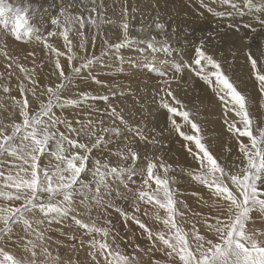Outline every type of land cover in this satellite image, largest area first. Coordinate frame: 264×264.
<instances>
[{"label": "snow or ice", "instance_id": "1", "mask_svg": "<svg viewBox=\"0 0 264 264\" xmlns=\"http://www.w3.org/2000/svg\"><path fill=\"white\" fill-rule=\"evenodd\" d=\"M216 2L227 5L232 4L233 0ZM253 3L254 0H249V6ZM111 6L119 7L122 37L115 43L105 38L104 49L100 56H96L87 54L89 40L94 48L101 26L115 23L106 17L105 0H67L66 4L60 0L58 15L50 20L54 30L49 31L46 37H42L41 26L34 24L29 15L34 5L28 4L27 0L24 6L0 0V30L3 31V35H0V56L6 61V72H0V80L5 75L10 79L14 75L13 69L24 74L23 80L17 84L20 98L11 95L12 90L7 83L0 84V91L4 94L0 96V201L3 202L0 203V264H59L60 257L50 251L47 244L50 237H46L45 232L50 230L52 224H63L68 219L85 229L86 234L101 235L100 240L93 238L89 241L88 255L92 264H141L137 251L143 252L145 258L159 251L167 257L165 264H264V228L255 226L257 221L264 224V122L253 119L248 97L207 50L204 40L195 47L192 62L174 63V70L182 75L188 69L212 87L224 106V123L228 131L238 139L247 138V143H239V150L244 157L240 171L234 173L225 169L211 151L194 113L171 87L173 81L179 83L176 76L161 81L165 87L161 89L164 97L159 107L169 113L171 126L183 140L194 144L195 151L191 147L188 151L198 161L199 168L188 174L205 186L215 198L209 207L215 211L219 205L216 215L193 212L194 216L202 217L212 238L201 234L196 224L192 225L189 232L178 223L177 216H183L184 213L177 207L176 193L172 188L175 180L168 176L172 165L166 164L162 156L142 157L141 149L135 143L136 139L141 144L151 145H157L160 141L145 135L142 127L130 125L122 110L117 111L111 105L107 112L111 118L108 126H104L102 119H70L62 114L64 109L80 107L87 100H109L107 95L95 96L88 92L78 93V99L65 97L63 93L73 84L74 77L94 64L101 63L103 57L115 52L124 62L119 52L131 46L135 39L130 35V20L135 19L133 14L139 9L135 5L129 7V0H112ZM153 7L157 5L154 3ZM208 11L212 12L213 9L208 7ZM154 27L161 32L167 27L160 20L159 13L154 19ZM86 28H95L96 35L88 37ZM137 31L144 32L145 29L141 27ZM6 36L24 42H31L35 38L42 43L54 57L60 82L54 87L41 86L35 78V68L24 67L19 63V57L9 54ZM57 36L63 38L66 51L49 43L48 37ZM74 39L78 40V44L74 45ZM74 47L79 52L74 51ZM147 50L167 52L168 41L165 39L158 48L156 37L152 36L147 42ZM29 55L34 56L35 53ZM246 55L258 82V91L264 97V67H260L264 65V49L256 55L251 51ZM61 57L66 58L71 68L68 74L64 71ZM77 60L78 66L73 63ZM128 62L132 63L131 60ZM153 70L161 77L167 75L166 71L155 67ZM91 79L96 84H105L94 76ZM29 95L32 100L38 101L37 108H32ZM55 109H59L61 115H57ZM229 113L238 119L230 121L227 119ZM175 117L182 118L185 125L190 126L192 134L182 131ZM125 131L133 134L132 140L124 136ZM112 144L118 146L109 148ZM94 151H106L109 156L117 157V162L111 163L107 157L93 158ZM141 159L146 161V167H140L138 162ZM87 174H91V181L82 178ZM138 176L140 185L133 190L130 185L136 183L135 178ZM121 186L134 195V213L117 210L125 218L126 224L132 221L146 234L151 242L147 251L135 245L134 251L127 253L116 243L119 233L111 236L109 242V229L97 228L79 218L81 212L77 205L88 213L94 205L104 207L105 198L113 192L117 197L122 195ZM140 203L151 206L156 219L163 223L166 231L153 232L135 215L141 211ZM149 210L146 207L142 214L147 215ZM160 210L165 213L163 217L160 216ZM45 223L49 228L42 230L41 226ZM70 238L75 240L74 236ZM13 246L21 248L25 254L18 256L10 250ZM151 264L162 262L153 258Z\"/></svg>", "mask_w": 264, "mask_h": 264}, {"label": "rangeland", "instance_id": "2", "mask_svg": "<svg viewBox=\"0 0 264 264\" xmlns=\"http://www.w3.org/2000/svg\"><path fill=\"white\" fill-rule=\"evenodd\" d=\"M164 1L168 2L170 7H172L173 9H176L179 12V14L181 15L180 18L182 19L180 20L178 17L180 23L176 25L174 23L175 21L173 22L170 20L168 24L165 23L167 27L165 31L161 33L157 29H156L157 31H155L154 25L152 26V24H150L151 27H149L148 24H145L143 22L144 20L143 21L139 20L136 23H131L130 24V34H132V37L135 38L133 41H137V42H133L132 45L134 43L135 45H133V47L132 45L129 46L128 49L130 48L129 52L135 51L134 53L135 58L132 59L131 55H128L127 53L128 50L127 51L125 50L126 52H122V50H120L119 53L125 55V56L123 55L124 59L127 57V59L124 60V63H122L121 60L118 59L119 65H114L113 63L117 62V58L116 59L114 58V60H112L111 62L103 65L106 68L104 67V68H99L98 70L96 69L94 72H91L90 75L89 74L86 75V77L89 76L87 78L84 76L83 77L77 76L75 77V80L84 79L82 80V82L87 85V88L84 89L85 91L79 90L80 91V92L78 91L79 93L88 92L91 95H94L95 91L97 90L98 93H96L95 96H103V95L109 96L107 92L105 91L109 92L110 90L109 94L110 95L112 94L113 96H115L113 97L114 101H115V98H118L119 96L118 94L120 92L124 90V93L123 92L122 93L123 94L126 93L124 89L125 85L126 86H130L132 84L139 85V82L141 81L140 82L142 84L141 90L142 92H144L141 95H143V97L146 98L147 104L151 105L150 109L152 111L146 107L144 108V111L146 112H143L144 113V114L142 113L143 115H141L140 113H137L138 114L137 115L133 107L134 105L131 104L129 100H126L125 98H121V97H119L121 101L120 100L115 101V104L117 106L116 109L117 111H120L122 109L123 115L125 119L129 122V124L133 122L134 123L132 124L133 126H140L143 128L145 135H147L150 138L155 137L156 140L160 141V143L157 145L141 144L140 142H138V144L136 143V145L137 147L141 149L142 157L145 155L149 156L150 158H154L156 156H162L166 164L172 165L171 170L168 172V176L174 178L175 180V183L172 185V188L176 193V199L178 201L177 207L180 210V212L184 213L183 216H177L178 223L185 230L189 232H191L192 225L196 224L201 234H204L208 236L209 238H212L211 234L207 231L203 223L202 217L194 216L193 212H200L203 215H216L217 212L219 211V205H217V208L215 211L211 207H209L210 205L213 204V201L215 198L210 195L209 190L205 186L199 184L197 181H195L192 178L191 175L188 174L189 172L193 170H198L199 168L198 161L195 160L192 154L188 151V148L190 146L187 144L186 141L184 144L183 138L180 135H178L179 133L176 134L178 136V139H177L176 136L173 134L174 130L167 128V127L163 128L160 124H158L157 121H155L157 119L155 118L153 112L156 111L155 109L157 108L156 105L160 104L158 99L161 100L160 98L164 97V92H162L161 89H163L165 85L161 82L162 80L171 79L173 76H176L179 79V83H176L175 81H173L171 84L172 89L175 90V89L180 88L179 85L177 86V88H173L175 84H180V83L184 84L187 81V79L188 81L192 79L191 78L192 75L190 76V74H188L189 72H191L189 70L187 71L185 69L182 75L179 73H176L174 70V63H181V64L189 63L190 64L192 60L194 59L195 47L199 45L201 40L205 41L208 51L210 52L215 51L213 52V55H216L217 50H220L221 54H224V51L226 48L231 49L232 52L235 51L233 54L234 55L237 54L236 56H237L238 61H240L239 59L240 54L238 53L239 48L236 43L237 40L234 39L235 32L239 35L241 34L238 39L239 41L241 40L242 34H244L243 36H245L244 40L250 44L253 39H259V40L264 41V16L260 17V12H264V2H263L264 0H262V3L258 1V3L263 4L262 6L260 4H256V5L252 4V6H249V2H247L248 3L247 4L245 0H233L232 4H227V5L222 4V3H219L220 4L219 5L217 4L218 2H212V0H164ZM9 2L13 4L18 3L21 6L25 5V0H9ZM108 2L109 0H105L106 7L109 5ZM242 2H244L245 4H242ZM27 3L35 6L30 11L29 15L32 17V22L34 24L41 26V31L44 32L43 36L46 37L49 31L54 30V26L51 25L50 21L46 19L44 16L47 14L50 16V18L54 17V16H51V14L54 15L55 10L59 8L60 0H27ZM54 4H55V7H53ZM233 4L235 5V7H233ZM178 6H181V8H178ZM188 6L190 7V9ZM208 7H211L213 11L209 12ZM246 7H248V9ZM107 8L108 9L106 12V17L111 18L113 21H115V23L103 24L101 26L102 30L100 34L97 36L95 47L94 48L92 47V49L90 50V52L94 53L96 56H98L99 53H101V51L104 49V44H103L104 39L103 38H108L110 42L112 41V43H115L122 36V34H119L121 31L119 32L117 30L121 20L113 19L114 16H111L113 11L117 10L118 6L110 7V8L107 7ZM261 8H262V11H261ZM109 11L110 13H108ZM247 15L250 18H248ZM244 22L245 23L248 22V23L245 24ZM179 25L181 26L182 31L184 32V35L186 36V39L189 40L187 46L181 43L183 46L179 44L177 45V48H176L170 42H168L169 43L168 46L170 48H169V51L167 52L163 50H158L156 52L147 50L146 43L152 36L156 37V35H158V37L156 38V42H157V47L160 48V46L163 44V42L161 41L165 39V36L167 35V33L171 34V32H173V28H175L176 30V28H178ZM242 25H245V28L243 26L244 29L241 27ZM141 27L145 29L144 32L137 31V29ZM261 28H263V30ZM223 29H224V32H223ZM152 30L155 31V34H153ZM170 30L171 32H169ZM228 30H230V32ZM257 30L260 32H258ZM166 31L167 33L164 34ZM85 33L88 37H91L92 35H96V29L86 28ZM250 33L252 34V36ZM162 34H164L165 36ZM0 35H3L2 30H0ZM113 38L116 39L114 42H113ZM5 39L7 42L9 54L12 56L19 57V63L22 64L24 67L28 69L35 68V78L38 80L39 71L44 70L46 66L47 58H49L47 56L51 55L49 54L48 50L45 49L43 47V44L38 42L35 38H33L31 42L15 41V39L12 38L11 36H6ZM48 41L49 43H52L60 50L66 51V49L64 48V41L62 37H58V36L48 37ZM139 41H144V43H142V49L139 45L140 43ZM172 41H175V40H172ZM214 42H217V45H214ZM89 43H91L90 40H89ZM75 44H78L77 39H74V45ZM122 49H125V48H122ZM140 49L145 50V51H141ZM74 51L79 52L78 48H75V47H74ZM181 51H183V53ZM29 53H35V55L32 56V55H29ZM79 54L83 55L84 53H79ZM109 55H107L106 57H108ZM128 56L130 57L128 58ZM61 58H63L62 61H65L66 59L65 57H61ZM129 60L131 61L133 60L132 63H129L128 62ZM232 60L234 61L235 58H233ZM75 62L78 63L79 65L78 60L74 61L73 63ZM5 64H6L5 58L3 56H0V72H6L5 67H4ZM95 66H98V64H96ZM153 67L161 71H166L167 75L164 77H161L160 75H158L157 71L153 70ZM239 67H243V66L239 64ZM123 69L125 70L124 75L122 72ZM100 70H104V72L101 71L102 75L106 76L107 73L110 74L107 76L109 78L105 79L107 77L103 78L102 76H100L101 75L99 73ZM13 71H14V75L10 79L7 77V75H5L4 79L0 80V84L7 83V85L12 90L11 95L16 96L17 98H20L17 84L19 83V80H23L24 74L20 73L18 69H13ZM130 71L132 72V74H128L130 73ZM109 72H111L112 75L114 74L115 76L111 77V73ZM115 72L118 73L119 76H117ZM191 74L195 75L193 72H191ZM183 75H185L184 78H183ZM92 76H94L98 80L105 82V84L99 85V84L94 83L93 80L91 79ZM101 77L102 79H100ZM196 78H197L196 80H198L199 82L202 81L199 77L196 76ZM86 79H91L92 82H88L86 81ZM110 82H112L113 84L111 85ZM25 83H27V81H25ZM47 83L49 84V86H53V87L57 84L54 82L53 84L50 85V81ZM201 83L203 84L205 82H201ZM143 84H146V85H143ZM205 86H204L205 88L209 87L206 84ZM121 87H122V90H118V88H121ZM208 91H210V93L212 92V94L214 93L212 89H209ZM182 92H186V97H195L194 94H197L196 95L197 99L202 98L201 96H199V94L200 95L204 94L203 91H196V90L188 91L187 89H182ZM175 94L181 100V98L176 92ZM3 95L4 94L2 93V91H0V96H3ZM63 95L65 97H70L72 99L79 98V97H74V93L70 94L66 92V95H65V92H64ZM210 96L212 97V95ZM213 96L217 98V95H215V93L213 94ZM100 101H103V100L96 99V100L84 101L82 106L80 107H77L74 109L66 108L67 111L63 110L64 111L63 115L70 119H87V118H91L93 120L102 119L105 123L110 124L111 118L110 117L108 118L106 115H107V112L110 111L109 105L114 107L112 103L113 100L106 107L98 105L97 103H101ZM136 102H137L138 107H142L144 105L142 103H139L142 101L138 98ZM5 103H8V101H5ZM189 104L192 106H190ZM122 105L124 106V108L121 107ZM186 106L188 108L191 107L192 110L196 113L197 117L199 116L200 113L198 112L199 108L197 106H194L193 103H188L186 104ZM32 108L34 107L32 106ZM200 109L206 110V111L209 110L208 108L206 109L203 108L202 105H200ZM131 114L132 116H130ZM3 115L6 116L7 114L3 113ZM57 115H60V113H58ZM221 116L223 117L222 119L225 118L224 115H221ZM175 118L177 122L179 121L181 123L183 121V119L180 117H175ZM218 118L220 119L219 115L214 114L213 119L216 120V126H213V124L210 122L204 121L203 125H200L203 131L202 134L204 137H205V134H209L210 136H217L221 140L222 144H226L227 138L224 137L222 134H218V133L224 130H228V128L225 125V123H223V127H220V124H217L219 121ZM144 119H146L147 121H145ZM233 119H238V118L234 117ZM117 124H119V121H117ZM184 124L182 125L183 127H186V126L190 127L189 125L184 126ZM184 130L186 131L185 128ZM189 130L192 133L191 128H189ZM180 139L183 142V144L181 143ZM176 143H178L177 146H176ZM230 147L231 148L227 147L231 149L230 151L229 150L228 151H224V150L214 151L212 149L211 151L217 157L221 165L225 167V169L233 172V168H234V173H238L239 167L242 165H239L237 163V160L239 158L241 159L243 154L240 152L237 145L233 144ZM107 153L108 152L101 153V152L94 151L93 158L103 159L107 156L111 163L112 161L116 163L117 160L115 158L117 157L113 158L114 156H109V154ZM182 153L185 156L186 161L183 160L185 164L183 161H180L179 163H176V164L173 163L172 157L178 156L179 154H182ZM138 163L141 168L146 167L145 160L141 159ZM90 167H91V161H90ZM161 175H163L162 170H161ZM83 176L82 177L85 181L92 180L91 174H87ZM135 179H136V183L133 185H130V187L133 188V190L139 187L140 182H141L139 176L136 177ZM153 187H155L154 184H153ZM120 192L122 194L120 197H117L115 192H113L110 197H106L105 198L106 204L104 207H99V206L94 205L90 213L85 212L82 206L77 205V207L80 209V212H81V215L79 216V218L82 219L84 223H88L90 225L94 224L97 228L109 229L110 231L109 242H111V236L116 235V233H119V235L116 236V243L120 245L121 250H124L127 253H132L134 251L135 245H139L142 249L147 251V249L151 247V242L146 238V234L142 233V230H140L139 227L134 222L128 221L126 224L125 218L121 215L120 211L117 210V209H121L124 212H127L129 214L134 213V208H133L134 195L133 193L126 191L122 186L120 187ZM192 193H197L198 195L194 196L192 195ZM201 198L203 199L201 200ZM180 201H183V203H179ZM205 202L207 203L205 204ZM107 204H111L112 206L108 207ZM185 205H187V207H185ZM139 206H140L141 211L135 213V215L139 219H141L142 222L147 224L148 227L152 229L153 232H157L161 230L166 231L163 223L156 219L154 210L151 209V206H146L143 203H140ZM146 207H148L150 210L148 211L147 215H143L142 213L144 212ZM164 215H165L164 211L160 210V216L163 217ZM37 217L39 218L38 213H37ZM255 226L257 228H264V224L260 223L259 221H257ZM48 228L49 226L46 223L41 226L42 230L48 229ZM45 235L46 237H50V239L47 240V244L52 254L53 255L58 254L60 257L59 264H68V262H70V264H92L91 258L88 255L90 251L89 246H88L89 241H91L93 238H95L96 240L101 239L100 234H86V230L75 225V223L71 219L66 220L63 224H55V223L52 224L50 226V230L45 232ZM72 236L75 237V240L70 238ZM81 242H83V246H81ZM157 243L159 246V242ZM10 250L16 253L18 256H22L25 254L21 248H17L14 246ZM136 255L140 258L141 264H151V260L153 258L161 261L162 264H165V262L167 261V257H165L159 251H155L154 253L150 254L148 258H145L143 252L137 251ZM41 259H43V257H41Z\"/></svg>", "mask_w": 264, "mask_h": 264}, {"label": "bare ground", "instance_id": "3", "mask_svg": "<svg viewBox=\"0 0 264 264\" xmlns=\"http://www.w3.org/2000/svg\"><path fill=\"white\" fill-rule=\"evenodd\" d=\"M246 1V3L247 2H249V1H247V0H245ZM244 1V2H245ZM258 1H260L261 3H262V0H254V3L253 4H260L261 6L263 5V4H261V3H258ZM192 2V1H191ZM207 2V1H206ZM212 2H216V0H212ZM244 2H242V4H245ZM264 2V1H263ZM64 3L66 4L67 3V0L66 1H64ZM156 4L157 5V7H153V4ZM108 6L107 7H115V6H111L112 5V0H109V2H108ZM217 4H219V3H217ZM242 4H240V5H242ZM248 4V3H247ZM59 5V4H58ZM132 5H135L138 9H139V11L137 12V13H135V14H133L134 16H135V19H131L130 20V24L131 23H136L137 21H143L145 24H148V25H150V24H152V26L154 25V19H155V17L157 16V13H159V17H160V19H162L161 21L162 22H164V23H166V24H168V22L171 20V21H175L174 23L177 25L178 23H180V21H179V19L180 20H182L180 17H181V15L179 14V12L176 10V9H173L172 7H170V5H169V3L168 2H165L164 0H129V7H131ZM211 5V4H210ZM220 5V4H219ZM212 6V5H211ZM106 7V8H107ZM189 7V6H188ZM219 7V6H218ZM240 7V6H239ZM119 8V7H118ZM118 8H117V10H115V11H113V13L111 14V16H114L113 17V19H118V20H121V17H120V15H119V10H118ZM178 8H181V6H178ZM247 9H248V7H246ZM245 8V9H246ZM108 9V8H107ZM116 9V8H115ZM189 9H190V7H189ZM217 9V8H216ZM259 9V8H258ZM242 10V9H241ZM254 10H256V9H254ZM261 11H262V8H261ZM260 12V11H259ZM53 13V12H52ZM108 13H110V11L108 12ZM246 13V12H245ZM55 15H58V9H56L55 10V12H54V15L53 14H51V16H55ZM147 16V17H146ZM264 16V12H260V17H263ZM46 19H48L49 21L51 20V18H50V16L49 15H45L44 16ZM143 17V18H142ZM178 17H179V19H178ZM247 17L248 18H250L248 15H247ZM246 17V18H247ZM146 18V19H145ZM245 20V19H244ZM248 20V19H247ZM250 21V20H249ZM252 21H254V20H252ZM246 22V21H245ZM244 22V23H245ZM248 23V22H247ZM247 23H245V24H247ZM262 23V22H261ZM119 24V23H118ZM174 24V25H175ZM250 24V23H249ZM115 26H116V24H115ZM243 26H244V28H245V25H242L241 27L243 28ZM261 26V25H260ZM177 27V26H176ZM241 28V29H242ZM243 28V29H244ZM251 28V27H250ZM258 28V27H257ZM120 28L118 27V31L120 32L121 31V29L119 30ZM230 29V28H229ZM247 29V28H246ZM260 29V28H259ZM258 29V30H259ZM262 30H263V28H261ZM257 30V31H258ZM155 31H157L156 29H155ZM155 31L154 30H152V32H153V34H155ZM229 32H230V30H228ZM232 31V30H231ZM160 33H161V31H159ZM164 32V31H163ZM169 32H171V30L169 31ZM223 32H224V29H223ZM225 32H226V30H225ZM243 32V31H242ZM258 32H260V31H258ZM167 33V31L164 33V34H166ZM43 34H44V32H42L41 31V35H42V37H44L43 36ZM119 34H122V31L119 33ZM118 34V35H119ZM164 34H162V35H164ZM231 34V33H230ZM235 34V36H234V39H236L237 41H236V43H237V46H238V53L240 54L239 56H240V61H238V59H237V54L236 55H234L233 53L235 52V51H233L232 52V50L231 49H228V48H226L225 49V51H224V54H221V51L220 50H217V53H216V55H214V57L221 63V65H222V67H223V70L226 72V74H228L229 76H230V78L232 79V81L238 86V89L246 96V97H248V104H249V109H250V112H251V114H252V116H253V119L254 120H259V121H262V122H264V97H262L261 96V94L259 93V91H258V82L255 80V78H254V76H253V73H252V69H251V66H250V62L248 61V59H247V55H246V53H248L249 51H251L254 55H256V54H258V51L259 50H261V49H264V41L263 40H259V39H253L252 40V42H251V44L250 43H247L245 40H244V37L245 36H243L244 34H242V37H241V40L239 41L238 39H239V36L241 35H239V34H237L236 32L234 33ZM251 34V33H250ZM262 34V33H261ZM131 36H132V34H130ZM246 35V34H245ZM165 36V35H164ZM233 36V35H232ZM251 36H252V34H251ZM122 37V36H121ZM158 37V35H156V38ZM185 37V38H184ZM188 37V36H187ZM247 37V36H246ZM184 38V39H183ZM103 39H105V38H103ZM141 39V38H140ZM165 39H167V41L168 42H170L173 46H175L176 48H177V45H182L181 43H183V44H185L186 46L188 45V42H189V40H187L186 39V36L184 35V32L182 31V28H181V26L179 25L178 26V28H176V30H175V33H173V32H171V34L170 33H167V35L165 36ZM165 39L164 40H162L161 42H164L165 41ZM116 39H114L113 38V42L115 41ZM172 40H175V41H172ZM231 41V40H230ZM112 42V41H111ZM133 42H137V41H133ZM238 42H239V44H238ZM250 42V41H249ZM187 43V44H186ZM138 44V43H137ZM147 44V43H146ZM169 44V43H168ZM171 44H170V46H171ZM133 45H135V43L133 44ZM133 45H132V47H133ZM139 45H140V47H141V49H142V43H139ZM159 45V44H158ZM184 45V46H185ZM214 45H217V42H214ZM160 46V45H159ZM172 46V47H173ZM183 46V45H182ZM257 46V47H256ZM170 48V47H169ZM175 48V49H176ZM92 49V45H91V43H89L88 44V55H92V54H94V53H92V52H90V50ZM130 49V48H129ZM128 49V47L126 48L125 47V49H121L122 50V52H126L127 50V53H128V55H131V58L132 59H134L135 58V55H134V53H135V51L134 52H129L130 50ZM140 49V50H141ZM124 50V51H123ZM126 50V51H125ZM172 52V51H171ZM182 53H183V51H181ZM186 52V51H185ZM210 52V51H209ZM213 52H215V51H212V52H210L211 54H213ZM149 53V52H148ZM179 53V52H178ZM126 54V53H125ZM155 54V53H154ZM175 54V53H174ZM119 55L120 56H123L124 54H121V53H119ZM161 55V54H160ZM163 55V54H162ZM186 55V54H185ZM98 56H100V53H99V55ZM125 56V55H124ZM47 57H49V58H47V62H46V66H45V68H44V70L42 71H39V81L41 82H39L40 83V85L41 86H49V84L47 83V82H49L50 81V85L51 84H53L54 82L55 83H59V80H60V78H59V75H58V70H56L55 69V66H54V57L52 56V55H48ZM130 56H128V58H129ZM114 58L116 59L117 58V62H114L113 64L114 65H119V58H118V56L115 54V53H113V54H110L108 57H104L103 59H102V61H101V63H97L98 64V66H95L96 64H94V66H92L90 69H85V70H83L82 71V73L79 75L80 77H86V75H90V73L91 72H94L96 69L98 70L99 68H104L105 66H103L104 64H107V63H109V62H111L112 60H114ZM233 58H235V60L233 61L232 59ZM119 59V60H118ZM127 59V57L124 59V60H126ZM166 59V58H165ZM164 59V60H165ZM237 59V60H236ZM63 60V58H61V63L63 64V66H64V71L66 72V74H68V73H70L71 72V68L68 66V63H67V60L65 59V61H62ZM133 61V60H132ZM141 61V60H140ZM160 61V60H159ZM167 61V60H166ZM103 62V63H102ZM137 62V61H136ZM122 63H124V62H122ZM134 63V62H133ZM142 63V62H141ZM140 64V63H139ZM239 64H241L243 67H239ZM74 65H78V63H74ZM109 65V64H108ZM146 67V66H145ZM260 67H264V65H260ZM106 68V67H105ZM118 68V67H117ZM133 68V67H132ZM131 68V69H132ZM108 69V68H107ZM110 69V68H109ZM130 69V68H129ZM128 70V69H127ZM133 70V69H132ZM187 71H188V69H186ZM101 71H103L104 72V70H100V74H101ZM107 71V70H106ZM110 71V70H109ZM118 71V70H117ZM124 69H123V75H124ZM129 71V70H128ZM134 71V70H133ZM112 72V71H111ZM111 72H109V73H111ZM119 72V71H118ZM122 72H121V74H122ZM120 73V72H119ZM134 73H136V72H134ZM115 74L117 75V76H119L118 75V73H116L115 72ZM127 74V73H126ZM128 74H132V72L130 71V73H128ZM138 74V73H137ZM188 74H190V76H191V80L190 81H188V79H187V81L184 83V84H182V83H180V84H175L174 86H173V88H177V86L179 85L180 86V88L179 89H175L174 91L179 95V97L181 98V100L183 101V103L185 104H188V103H193L194 104V106H197L198 108H199V116L197 117V115H196V113L192 110V108L191 107H187L188 109H190L191 110V112L192 113H194V118L197 120V122H199L200 123V125H203V122L204 121H207V122H210V123H212L213 124V126H216V120H214L213 119V116H214V114H216V115H219V117H220V119L218 118V123L217 124H220V127H223V123H224V121H225V119H226V117L224 118V119H222L223 117L221 116V115H224V106L222 105V103L220 102V100H218V97L217 98H215L214 96H213V94H212V92L210 93V91H208L209 89H212V87H210L208 84H206V83H201V82H204V81H201V82H199L198 80H196L197 78H196V75H193V74H191V72H189ZM108 75H110V74H108L107 73V75L105 76V75H100V76H102L103 78L104 77H107ZM122 75V76H123ZM99 76V77H100ZM112 76H115L114 74L112 75V73H111V77ZM184 76L185 75H183V78H184ZM87 77H89V76H87ZM86 77V78H87ZM102 77L100 78V79H102ZM110 77V78H111ZM128 77H129V75H128ZM187 77V76H186ZM185 77V78H186ZM109 77H107V78H105V79H108ZM82 80H84V79H81V80H75V77H74V80H73V83H74V85L72 84V85H70L64 92H65V95H66V92L67 93H70V94H72V93H74V97H78L77 96V94L80 92V91H85L84 89L85 88H87V85L86 84H84L83 82H82ZM86 81H88V82H92V80L91 79H86ZM141 82V81H140ZM139 82V85H136V84H132V85H130V86H124V89H125V94H127V95H125V94H123L124 93V90L122 91V92H120L121 93V95H120V93L118 94L119 96H118V98H115V101H118V100H120L121 101V99L119 98V97H121V98H125L126 100H129L130 102H131V104H133L134 106V109H135V113L137 114V113H140L141 115H143L144 113L143 112H146V111H144V108H148V109H150L151 108V105L149 104H147V100H146V98H144L143 97V95H141L142 93H144V92H142V90H141V86H142V84ZM110 84L112 85L113 83L112 82H110ZM141 84V85H140ZM205 84L207 85V86H209L208 88H205L206 86H205ZM143 85H146V84H143ZM205 86V87H204ZM123 87V86H122ZM122 87L121 88H118V90H122ZM162 87V86H161ZM74 88H76V89H74ZM107 88V87H106ZM182 89H187L188 91H192V90H196V91H203L204 92V94H202V95H200L199 94V96H201L200 98L201 99H197V94H194V96L195 97H186V92H182ZM80 90V91H79ZM107 90H109V89H107ZM79 91V92H78ZM160 91V90H159ZM105 92H107V94L109 95L108 97H109V99L110 100H108V101H100L101 103H97L98 105H101V106H107L108 104H110L111 103V101L113 100V105H114V107L116 108L117 106H116V104H115V101H114V99H113V97H115V96H113L112 94L110 95L109 93H110V90H109V92L108 91H105ZM96 93H98V91L96 90L95 91V94ZM114 93V92H113ZM94 94V95H95ZM153 94V93H152ZM116 95V94H115ZM151 95V94H150ZM210 95H212V97L210 96ZM216 95V94H215ZM152 96V95H151ZM198 96V97H199ZM46 98V97H45ZM137 98L138 99H140L142 102H139V103H142V104H144L142 107H138V105H137ZM163 98V97H162ZM29 99H30V101H31V106H33L34 107V109L35 108H37L39 105H38V102L37 101H35V100H32V98H31V96H29ZM161 99V98H160ZM158 101L160 102V100L158 99ZM157 101V102H158ZM98 102V101H97ZM141 104V105H142ZM185 104V105H186ZM190 105V104H189ZM200 105H202V107L203 108H208L209 110H202V109H200ZM81 106H82V104H81ZM190 106H192V105H190ZM85 107V106H84ZM122 108H124V106L122 105L121 106ZM154 107V106H153ZM156 107L157 108H155L156 109V111L155 110H153V111H155V112H153V114H154V116H155V118L157 119V120H155V121H157V123L158 124H160L163 128L164 127H167V128H170V129H172V130H174V128H172V126H171V122L168 120V116H169V113H167V111L166 110H164V109H161L160 107H159V105H156ZM74 109V108H73ZM154 109V108H153ZM64 110H66L67 111V109H64ZM69 110V109H68ZM106 110V109H105ZM104 110V111H105ZM122 110V109H121ZM120 110V111H121ZM151 110V109H150ZM55 111H56V113L58 114V113H60V115H61V111L59 110V109H55ZM148 111V110H147ZM152 111V110H151ZM94 112H96V111H94ZM107 112V111H106ZM63 113H64V111H63ZM62 113V114H63ZM143 113V114H142ZM92 114V113H91ZM122 114H123V112H122ZM152 114V113H151ZM88 115V114H87ZM138 115V114H137ZM83 116V115H82ZM108 118H109V116L108 115H106ZM130 116H132V114L130 115ZM228 116H230V117H227V119H229L230 121L234 118V115L232 114V113H229V115ZM84 118V117H83ZM143 118H144V116H143ZM149 118V117H148ZM151 118V117H150ZM134 119V118H133ZM147 119V118H146ZM146 119H144L145 121H147ZM176 119V118H175ZM153 120V119H152ZM181 120V119H180ZM144 121V122H145ZM179 122V121H178ZM182 122H184V121H182ZM180 123L179 122V124H181V128H182V131H184L186 134H192L191 132H190V130H189V128L190 127H183L182 125L184 124V123ZM222 123V124H221ZM132 124H134L133 122L132 123H130V125H132ZM109 125V123H105L104 122V126H108ZM226 125V124H225ZM184 126H185V124H184ZM120 127L121 128H123V125L121 126L120 125ZM150 128V127H149ZM184 128L186 129V131L184 130ZM148 129V128H147ZM151 130V129H150ZM202 133H203V131H202ZM173 134L176 136V138L178 139V136L176 135L177 134V132L174 130V132H173ZM218 134H222L224 137H226L227 138V143L226 144H222V142H221V140L219 139V137H217V136H210L209 134H205V140H206V142H207V144L209 145V147H210V149H212V150H214V151H220V150H224V151H230L231 149H229V148H231L230 146L231 145H237L238 146V148H239V143H240V141H243V142H245V143H247V138L246 137H241V138H237V136L236 135H234L233 133H231V132H229L228 130H224V131H221V132H219ZM179 135V134H178ZM124 136H126V137H128L130 140H132L133 139V134L132 133H129V132H127V131H125L124 132ZM174 136V137H175ZM180 138V137H179ZM182 139V138H181ZM181 139H180V141H181ZM138 142H139V140L138 139H136L135 140V143H137L138 144ZM179 142V141H178ZM183 142H184V144H185V141L183 140ZM183 142L181 141V143L183 144ZM120 143H122V141H120ZM187 144L193 149V151H195V146H194V144H189V142H187ZM186 144V145H187ZM178 145V143H176V146ZM118 145L117 144H112V145H109V148H115V147H117ZM179 147V146H178ZM177 147V148H178ZM227 147H229V148H227ZM235 147V146H234ZM188 148V147H187ZM186 148V149H187ZM181 149V148H180ZM180 149H178V150H180ZM182 149H184V148H182ZM234 149V148H233ZM177 150V149H176ZM182 151V150H181ZM184 151H186V150H184ZM106 152V151H105ZM104 153V152H103ZM108 154V153H107ZM103 155V154H102ZM103 157V156H102ZM107 157V156H106ZM108 158V157H107ZM113 158H115V156L113 157ZM116 160H117V158H115ZM183 160H185V156H184V154L182 153V154H179L178 156H173L172 157V162L173 163H179L180 161H183ZM110 161V160H109ZM186 161V160H185ZM47 161L45 160V163H46ZM184 162V161H183ZM243 162H244V157H243V155H242V158L240 159H238L237 160V163L239 164V165H243ZM112 163H114L113 161H112ZM182 163V162H181ZM180 163V164H181ZM184 164H185V162H184ZM184 164H182V165H184ZM242 166H240L239 167V171H240V168H241ZM233 172H234V168H233ZM84 177V176H83ZM82 177V178H83ZM87 177V176H86ZM85 177V178H86ZM91 181V180H90ZM0 203H3L2 201H0Z\"/></svg>", "mask_w": 264, "mask_h": 264}]
</instances>
